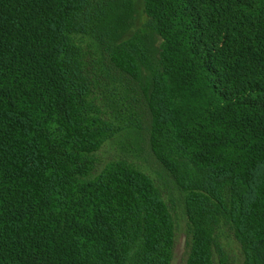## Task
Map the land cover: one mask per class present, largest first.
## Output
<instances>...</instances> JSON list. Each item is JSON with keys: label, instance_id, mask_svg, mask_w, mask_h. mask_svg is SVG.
Instances as JSON below:
<instances>
[{"label": "trees", "instance_id": "16d2710c", "mask_svg": "<svg viewBox=\"0 0 264 264\" xmlns=\"http://www.w3.org/2000/svg\"><path fill=\"white\" fill-rule=\"evenodd\" d=\"M264 264V0H0V264Z\"/></svg>", "mask_w": 264, "mask_h": 264}, {"label": "rangeland", "instance_id": "374dc122", "mask_svg": "<svg viewBox=\"0 0 264 264\" xmlns=\"http://www.w3.org/2000/svg\"><path fill=\"white\" fill-rule=\"evenodd\" d=\"M173 264H181V263H180V258H177L176 261H174Z\"/></svg>", "mask_w": 264, "mask_h": 264}]
</instances>
